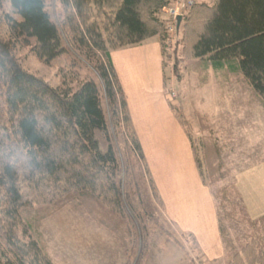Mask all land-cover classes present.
Returning a JSON list of instances; mask_svg holds the SVG:
<instances>
[{
    "label": "trees",
    "instance_id": "16d2710c",
    "mask_svg": "<svg viewBox=\"0 0 264 264\" xmlns=\"http://www.w3.org/2000/svg\"><path fill=\"white\" fill-rule=\"evenodd\" d=\"M57 1L60 24L48 0H0V264H54L24 218L23 210L34 206L107 208L108 215L134 232L135 219L143 222L149 214L142 189L134 183V169L139 170L145 156L111 59L113 51L157 39L169 93L170 65L177 68L190 60L198 63L199 74L212 69L240 75L264 105V0L197 1L175 34V50L168 44L162 17L171 0ZM19 48L30 49L47 65L65 55L72 69L60 67V83L53 86L24 67ZM74 52L93 74L83 76L81 58ZM169 93L202 181L217 198L211 186L227 174L213 175L225 166L222 145L214 138H195ZM110 123L125 146L123 164ZM100 135L107 140L105 149ZM207 141L213 146L206 151ZM205 168L214 171L206 174ZM220 216L218 210L226 264H264L258 240L230 254Z\"/></svg>",
    "mask_w": 264,
    "mask_h": 264
},
{
    "label": "rangeland",
    "instance_id": "374dc122",
    "mask_svg": "<svg viewBox=\"0 0 264 264\" xmlns=\"http://www.w3.org/2000/svg\"><path fill=\"white\" fill-rule=\"evenodd\" d=\"M174 3L175 0H171L162 12L171 50L176 49L175 34L178 33L168 28L172 18L170 8ZM48 7L53 19L60 24L62 8L58 6V1L48 0ZM66 45L70 46L69 43ZM18 50L24 67L53 86L60 83L57 71L60 67L65 66L68 71L72 69L65 55L47 65L30 49ZM81 63L83 76L93 74L82 58ZM173 67L174 63L169 68V87L175 93L187 129L195 138L208 141L214 138L222 145L221 157L225 166L217 169L213 175L217 176L221 171L227 174L224 180L211 188L217 194V198H214L230 254L253 240H258L264 248V216L253 218L245 205L246 202L253 204L264 201V105L240 75L229 76L212 69L199 74L198 63L190 60L180 63L177 68ZM105 109L110 117L106 103ZM110 130L112 142L123 164L127 158L125 146L121 137H116L111 123ZM100 139L101 147L105 149L107 140L103 135H100ZM208 141L206 151L208 146H213L208 145ZM225 168L226 172L223 171ZM209 171L214 170L205 168L204 173L208 174ZM134 174V183L142 189L143 203L149 212L143 222L135 219L136 236L134 228L118 217L108 215L107 208L63 205L34 206L23 210L25 220L32 225L31 232L53 263L223 264L206 262L192 236L183 233L168 219L163 200L145 162L141 161L139 170L136 167ZM208 178L210 180L209 175ZM121 187L126 188L125 179ZM222 192H225L224 200L220 198ZM135 194L136 189L132 188V198L137 203ZM227 259L225 257L224 264Z\"/></svg>",
    "mask_w": 264,
    "mask_h": 264
},
{
    "label": "crops",
    "instance_id": "0c3cea01",
    "mask_svg": "<svg viewBox=\"0 0 264 264\" xmlns=\"http://www.w3.org/2000/svg\"><path fill=\"white\" fill-rule=\"evenodd\" d=\"M111 59L125 93L145 164L168 219L192 236L206 262L224 264L227 254L218 207L210 188L202 181L190 139L170 106L160 42L152 39L115 50ZM246 203L253 218L264 216V201Z\"/></svg>",
    "mask_w": 264,
    "mask_h": 264
},
{
    "label": "built area",
    "instance_id": "2783aa9c",
    "mask_svg": "<svg viewBox=\"0 0 264 264\" xmlns=\"http://www.w3.org/2000/svg\"><path fill=\"white\" fill-rule=\"evenodd\" d=\"M196 3V0H175L174 5L170 8V14L172 15L171 22L168 25L172 31L176 32V19L179 15H183L191 6ZM172 96L175 97V93H172Z\"/></svg>",
    "mask_w": 264,
    "mask_h": 264
},
{
    "label": "water",
    "instance_id": "95a60500",
    "mask_svg": "<svg viewBox=\"0 0 264 264\" xmlns=\"http://www.w3.org/2000/svg\"><path fill=\"white\" fill-rule=\"evenodd\" d=\"M183 17L182 16H178L177 17V29H180L181 23H182Z\"/></svg>",
    "mask_w": 264,
    "mask_h": 264
}]
</instances>
